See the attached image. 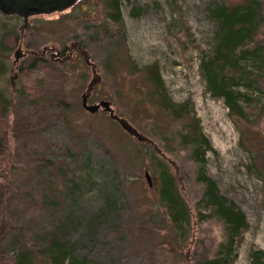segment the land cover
Instances as JSON below:
<instances>
[{
  "label": "rangeland",
  "instance_id": "obj_1",
  "mask_svg": "<svg viewBox=\"0 0 264 264\" xmlns=\"http://www.w3.org/2000/svg\"><path fill=\"white\" fill-rule=\"evenodd\" d=\"M110 1L81 0L67 11L39 15L22 33L20 22L17 40L9 38L12 67L4 79L10 82L15 75L17 86L46 87L47 94L40 93L39 98L50 96L69 106L45 114L39 111L37 117L29 107L26 115L20 111L30 117L29 124L45 128L25 136V146L17 139V115H22L16 107L0 122V133L7 129L2 146L9 145L8 152L0 154V188L10 184L13 191H8L9 215L30 228L28 238L64 219L70 242L75 241L77 252L87 254L92 264H199L216 254L225 230L219 218L199 217L196 203L204 184L197 180L191 147L182 143L191 123L212 147L205 155L206 173L249 223L233 264H251V252L264 250V71H256L261 75L259 89L249 92L252 101L244 120L229 111L223 98L207 91L199 67L200 58L211 53L215 43L217 21L210 7L219 0H118L119 25L106 16ZM257 42L264 43V26L252 43ZM46 45L73 48L74 62L58 66L49 51L41 53ZM34 54L43 58L34 60ZM85 54L94 67L85 62ZM155 71L173 107L186 106L188 116L176 118L159 105ZM86 91L90 103L110 100L120 118L112 119L103 110L89 114L82 106ZM122 123L138 136L128 137ZM139 136L146 140L142 146L134 142ZM5 162L9 164L3 168ZM157 162L169 165L189 205L191 220L183 239L160 204ZM37 164L49 171L36 175ZM51 182L58 189L57 208L40 204L37 211V204L29 210L30 197ZM107 199L112 202L109 209ZM96 213L100 221L93 228L87 220Z\"/></svg>",
  "mask_w": 264,
  "mask_h": 264
},
{
  "label": "trees",
  "instance_id": "obj_2",
  "mask_svg": "<svg viewBox=\"0 0 264 264\" xmlns=\"http://www.w3.org/2000/svg\"><path fill=\"white\" fill-rule=\"evenodd\" d=\"M210 9L217 21L215 43L211 53L205 52L200 58V71L206 80L207 91L214 97L223 98L230 112L246 120L252 101L249 92L251 89H259L257 82L261 75L256 74V71L260 73L264 71V43H252L264 26V0H245L237 3L219 0ZM106 16L114 24L119 25L122 18L121 2L111 0ZM20 22L23 23L20 16L6 15L0 11V82L2 79L4 80L0 84V122L10 117L14 113L15 107L24 114V111L28 112L26 108L29 107V113L32 115L34 111H37L36 117L39 111L45 114L49 110L69 109L67 102L63 100H54L50 96L39 98L40 93L47 92L46 87L35 89L21 83L12 88L11 83L4 79L5 74L12 67L9 59L12 45L9 38L17 40L19 34L16 27ZM117 28L120 27L117 26ZM40 59H42L40 55L34 56V60ZM51 63L55 62L51 61ZM56 64L62 67L69 63L57 62ZM153 82L156 91L161 95L159 105L164 110H169L176 118L189 115L186 106L173 107L170 98L162 91L164 82L156 71ZM22 113L21 117L17 115L16 129H18L17 139L20 144L25 146L27 140L25 136L45 128L43 124L36 127L34 123L29 124L28 118L30 117H24ZM185 129L182 143L191 147L192 158L198 166L197 180L204 184L202 196L196 203L200 208L199 217L201 220L217 217L222 221L225 230V237L220 242L216 254L203 258L199 264H233L240 237L249 226L246 214L233 201L220 193L216 181L206 173L205 155L212 150L208 138L195 124L188 123ZM121 130L128 137L133 138V135L125 128L121 127ZM12 132L14 133L15 130L13 129ZM6 135L7 129H4L0 133L1 155L8 152L9 145L4 146L5 148L2 146V140L6 139ZM105 136L114 137L113 133H105ZM134 142L142 146L146 140L137 139ZM3 148L4 152L1 153ZM28 156L33 158L37 155L31 157L28 154ZM37 159L33 158L32 160ZM44 160L49 161L46 158ZM7 164L5 162L3 168H6ZM157 164L160 204L165 210L172 228L178 232L179 239H183L186 225L191 220L189 205L185 201L169 165L161 162H157ZM36 166L33 170L36 175H42L49 171L48 168L39 164ZM50 176L53 178L56 175L51 174ZM41 179L47 178L41 176ZM9 185L6 184L0 188V264H92V262H88L87 254L77 252V243L70 242L71 237L63 230L64 219L60 223L46 228L42 234L31 238L26 237L27 232H31L30 228L25 226L24 222L16 223L9 215V209L12 207L9 192H13L9 191ZM47 186L37 191L35 197H30L29 210L37 204L39 205H37V211L41 209L40 204H43L46 209L57 208V202L60 201L58 189L52 184ZM73 190L74 188H72ZM45 191L47 196H43ZM111 205V200L107 199V208H111ZM35 212H31L32 216L37 215ZM70 217L73 216H67L66 219ZM88 219L87 221L94 228L100 221V213L92 214ZM250 257L251 264H264V250L253 251Z\"/></svg>",
  "mask_w": 264,
  "mask_h": 264
},
{
  "label": "water",
  "instance_id": "obj_3",
  "mask_svg": "<svg viewBox=\"0 0 264 264\" xmlns=\"http://www.w3.org/2000/svg\"><path fill=\"white\" fill-rule=\"evenodd\" d=\"M77 0H0V10L5 14H18L24 18V26L27 25L28 18L36 14H49L55 11H62L72 6ZM20 48L15 52V58L19 57ZM89 59L87 58V61ZM13 81V76H11ZM83 107L89 112L97 111L101 106L108 111L112 112L110 101L101 100L96 104H88L86 95L83 96ZM128 129L131 128L128 126ZM146 177L149 182L150 174L146 172Z\"/></svg>",
  "mask_w": 264,
  "mask_h": 264
},
{
  "label": "flooded vegetation",
  "instance_id": "obj_4",
  "mask_svg": "<svg viewBox=\"0 0 264 264\" xmlns=\"http://www.w3.org/2000/svg\"><path fill=\"white\" fill-rule=\"evenodd\" d=\"M52 50V51H50ZM60 50V54L59 55H56V51ZM69 52V54H66L67 51ZM49 51V57L52 58V59H55V60H62L66 55L67 57L70 56L71 52L74 51L73 48L69 47V46H65L63 48H58L56 50H53L52 47H48L46 48L44 51H43V54L44 53H47ZM44 58H47V54L44 55Z\"/></svg>",
  "mask_w": 264,
  "mask_h": 264
},
{
  "label": "bare ground",
  "instance_id": "obj_5",
  "mask_svg": "<svg viewBox=\"0 0 264 264\" xmlns=\"http://www.w3.org/2000/svg\"><path fill=\"white\" fill-rule=\"evenodd\" d=\"M100 110H101V109H98V110L95 111V112H89V114H97ZM50 184L54 185L53 182H51ZM44 195L47 196L48 194L45 192V193L43 194V196H44Z\"/></svg>",
  "mask_w": 264,
  "mask_h": 264
}]
</instances>
